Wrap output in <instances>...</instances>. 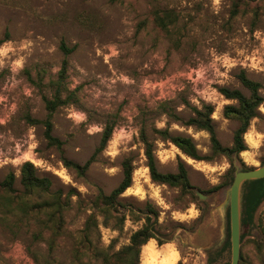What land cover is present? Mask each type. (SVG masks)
Wrapping results in <instances>:
<instances>
[{
	"label": "rangeland",
	"instance_id": "1",
	"mask_svg": "<svg viewBox=\"0 0 264 264\" xmlns=\"http://www.w3.org/2000/svg\"><path fill=\"white\" fill-rule=\"evenodd\" d=\"M235 1L0 0V181L14 172L19 188L20 166L29 161L63 197L74 191L63 213L65 234L51 251L44 238L33 236L32 225L0 207L5 218L0 220V264H70L73 237L91 213V202L98 189L108 194L120 182L127 157L134 170L131 185L118 198L123 225L117 228L110 218L105 226L98 214L102 245L128 243L150 207L156 237L165 241L149 239L157 253L169 246L177 251L174 264H230V249L216 252L226 239L229 186L221 183L230 167L228 158L192 159L153 128L190 136L200 153L210 154L207 131L172 121L158 112L157 104L177 103L181 97L197 106L212 104L217 137L230 145L237 122L223 115V106L234 101L218 87L246 92L237 78L244 70L264 94V10L255 15V2L243 0L232 15ZM156 9L177 13L169 32L155 24ZM62 41L73 47L68 55L60 48ZM64 59L60 87L69 102L52 115V133L63 142L59 150L47 143L44 126L27 116L45 119L44 98L54 94ZM178 110L185 118L189 114L181 105ZM259 110L262 115L251 120L244 135L247 150L239 155L252 168L264 164V102ZM107 121L115 122L112 134L86 172L80 175L66 167L62 157L83 164L91 156ZM142 126L161 172H175L180 159L186 163L193 196H181L178 188L151 180L140 140ZM196 190L207 199L200 200ZM262 231L264 203L254 225L241 229L238 264H260L252 239ZM143 257L141 248L140 262Z\"/></svg>",
	"mask_w": 264,
	"mask_h": 264
},
{
	"label": "trees",
	"instance_id": "2",
	"mask_svg": "<svg viewBox=\"0 0 264 264\" xmlns=\"http://www.w3.org/2000/svg\"><path fill=\"white\" fill-rule=\"evenodd\" d=\"M239 1L243 0L234 2L231 11L232 15L238 12ZM251 2H255V15L259 11L264 10V0H251ZM153 20L162 31L167 33L177 20V13L168 9H156L153 12ZM2 41L0 39V44ZM60 48L65 55H68L73 50V47H67L63 41L60 44ZM66 68L67 60L64 59L59 70V80L56 81L54 94L51 98H44L47 111L45 119L39 120L27 116L31 123H41L44 126L43 135L47 143L56 146L59 150H61L63 142L52 133V115L58 107L69 102V96H62L60 87ZM237 78L246 89V92L238 88L218 87L221 95L234 101V103H227L223 106V115L237 122L230 145H223L218 139L212 118L214 107L206 102H202L200 106H197L191 104L186 98L181 97L180 102L177 103H173V100L161 101L157 104V110L172 121L207 131L210 141V154L200 153L190 136L173 133L168 128H153V132L157 133L162 140L170 141L184 155L192 159L211 160L216 155L227 157L230 167L227 169L225 179L221 183L227 186H230L233 181L237 162H239V169L247 170L252 168L241 162L239 155L242 151L247 150L244 135L249 128L251 120L262 115L259 107L264 102V94L258 81L248 77L244 70H240L237 73ZM180 105L183 109L189 111L186 118L180 115V110H178ZM114 124L115 122L112 121L105 123L98 146L83 164L62 157L64 165L83 175L95 160L96 155L105 148L112 134ZM140 140L143 143L146 165L151 180L159 184L178 188L181 196L187 194L193 196L186 163L180 159L177 162L175 172H161L157 167L154 145L149 140L143 126L140 129ZM121 166L122 177L120 182L108 194L98 189L94 200L91 202V213L87 216L83 227L73 237L70 248V264H139L141 248L149 239L155 238L158 244L165 242L156 237V219L151 217V215H155V212L148 207L147 212H144V223L130 234L128 243L118 248L115 247V240H112L106 246L102 245L99 223L96 218L98 214L103 216L102 224L105 226L109 224L110 218H115L114 225L117 228L121 229L123 225L124 215H117V206L120 205L118 198L132 183V172L134 170L132 158H124ZM16 180L17 176L15 173L9 172L0 181V207L4 208L5 211L8 209L20 221H25L32 225L35 228L32 233L33 236L44 238L47 242L48 250L51 251L59 238L65 234L63 213L69 207L70 197L74 194V191L69 189L68 193L63 197L61 190L52 189L51 179L47 176H40L36 167L29 161L23 162L20 166L19 188L15 186ZM221 184L214 186L213 189L218 188ZM262 203H264V177L244 181L240 203L241 229L250 228L254 225L256 212ZM226 216V239L216 251L217 253L230 249L229 209H227ZM3 219L5 218L0 216V220L2 221ZM243 238L244 232H241L240 243ZM252 245L256 258L260 264H264V231H262L259 238L252 239ZM241 258L242 256H240ZM209 259L211 262L213 261L212 256H209Z\"/></svg>",
	"mask_w": 264,
	"mask_h": 264
},
{
	"label": "water",
	"instance_id": "3",
	"mask_svg": "<svg viewBox=\"0 0 264 264\" xmlns=\"http://www.w3.org/2000/svg\"><path fill=\"white\" fill-rule=\"evenodd\" d=\"M264 177V164L247 170L239 169L236 164V170L231 185L229 186V226H230V251L231 262L230 264H238L240 255V203L241 191L243 182L246 180H253ZM196 194L200 200H206L207 196L196 190Z\"/></svg>",
	"mask_w": 264,
	"mask_h": 264
},
{
	"label": "bare ground",
	"instance_id": "4",
	"mask_svg": "<svg viewBox=\"0 0 264 264\" xmlns=\"http://www.w3.org/2000/svg\"><path fill=\"white\" fill-rule=\"evenodd\" d=\"M169 247V246H168ZM144 257L139 264H174L176 260V254L169 249L164 253L154 250L152 244H148L144 247ZM159 254V257L156 255Z\"/></svg>",
	"mask_w": 264,
	"mask_h": 264
},
{
	"label": "crops",
	"instance_id": "5",
	"mask_svg": "<svg viewBox=\"0 0 264 264\" xmlns=\"http://www.w3.org/2000/svg\"><path fill=\"white\" fill-rule=\"evenodd\" d=\"M152 244L153 245V243H152V241L151 240H148L147 242H146V244H144L143 246H142V254H143V256H144V247L146 246V245H148V244ZM153 248H154V250H156V248H155V246L153 245ZM170 250V251H172L173 253L175 252V254H176V259H177V251H175V250H172V249H170L169 247H163L159 252H161V253H164L165 251H167V250ZM176 261V260H175Z\"/></svg>",
	"mask_w": 264,
	"mask_h": 264
}]
</instances>
